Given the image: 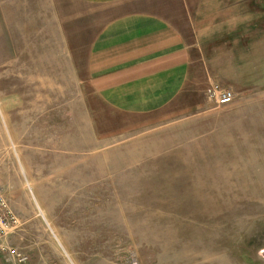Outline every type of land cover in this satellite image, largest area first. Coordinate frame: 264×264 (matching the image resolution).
Wrapping results in <instances>:
<instances>
[{
	"label": "rangeland",
	"instance_id": "obj_1",
	"mask_svg": "<svg viewBox=\"0 0 264 264\" xmlns=\"http://www.w3.org/2000/svg\"><path fill=\"white\" fill-rule=\"evenodd\" d=\"M164 1L210 104L130 115L85 69L114 14L0 0V264H264V0Z\"/></svg>",
	"mask_w": 264,
	"mask_h": 264
},
{
	"label": "crops",
	"instance_id": "obj_2",
	"mask_svg": "<svg viewBox=\"0 0 264 264\" xmlns=\"http://www.w3.org/2000/svg\"><path fill=\"white\" fill-rule=\"evenodd\" d=\"M79 1L114 14L91 40L85 66L101 104L130 115L168 104H210L182 99L187 87H195L200 68L182 26L167 15L164 0ZM203 61L208 73L214 70L211 60Z\"/></svg>",
	"mask_w": 264,
	"mask_h": 264
},
{
	"label": "built area",
	"instance_id": "obj_3",
	"mask_svg": "<svg viewBox=\"0 0 264 264\" xmlns=\"http://www.w3.org/2000/svg\"><path fill=\"white\" fill-rule=\"evenodd\" d=\"M212 96H215L216 103L219 105H225L233 100V92L228 89H223L220 92L208 90ZM10 214V213H9Z\"/></svg>",
	"mask_w": 264,
	"mask_h": 264
}]
</instances>
